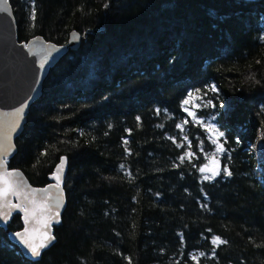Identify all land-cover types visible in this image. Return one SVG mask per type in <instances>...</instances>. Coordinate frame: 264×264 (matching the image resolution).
I'll use <instances>...</instances> for the list:
<instances>
[{"label": "trees", "instance_id": "trees-1", "mask_svg": "<svg viewBox=\"0 0 264 264\" xmlns=\"http://www.w3.org/2000/svg\"><path fill=\"white\" fill-rule=\"evenodd\" d=\"M10 3L19 42L88 37L51 69L8 162L44 187L69 159L57 242L26 259L16 214L0 264H264V0Z\"/></svg>", "mask_w": 264, "mask_h": 264}, {"label": "water", "instance_id": "water-1", "mask_svg": "<svg viewBox=\"0 0 264 264\" xmlns=\"http://www.w3.org/2000/svg\"><path fill=\"white\" fill-rule=\"evenodd\" d=\"M87 37V32L81 33L74 29L69 32L68 42L65 45L49 41L43 36L33 37L27 42H19L17 20L10 0H0V188L3 187V180L7 179L10 190L17 187L21 192L19 196L9 195L8 208L4 207V201L0 199V228L7 231L13 217L16 214L22 216L23 229L9 232L8 238L20 249L24 257L32 262H39L44 252L57 242L54 229L62 223L68 205L66 182L69 159L66 156L62 157L66 158L67 162L63 171L59 173L61 176L59 190L55 187L57 180L54 176L62 158L50 175L49 184L44 187L32 185L22 170L10 168L8 162L18 153L17 139L24 131L31 107L42 97L44 83L51 69L57 66L69 52L78 51ZM17 113L19 115H16ZM215 170L218 171V168ZM5 171L19 175L4 177ZM45 188L48 189L47 198L41 191ZM33 190H35L34 197L29 195ZM33 199L34 205L31 203ZM17 204L28 207L29 222L25 221L23 211L11 207ZM45 208L50 211L45 212ZM57 211L59 216L53 219ZM5 212L9 213L7 220L3 218ZM45 222L49 225L47 231L55 239L41 249L39 257H35L16 233L28 228L29 238L39 242L43 239Z\"/></svg>", "mask_w": 264, "mask_h": 264}, {"label": "snow or ice", "instance_id": "snow-or-ice-1", "mask_svg": "<svg viewBox=\"0 0 264 264\" xmlns=\"http://www.w3.org/2000/svg\"><path fill=\"white\" fill-rule=\"evenodd\" d=\"M33 19H35V15L33 14ZM74 38H75V34H74ZM41 67H43V64H41ZM185 103L187 104L188 101H185ZM16 115H19V113H17ZM209 131H215V129L213 127H209L208 129ZM224 133L223 132H218V136H223ZM213 143H217V140H213ZM6 151V149H5ZM224 151L223 149V145H219L217 147V152H222ZM189 156H191V153L188 154ZM184 157H180L181 162L183 161ZM66 158H62L60 161V164L57 166L56 169V175L54 176V178L57 180V184L55 185V187L59 190L60 188V180H61V176L59 175V173H61L63 171L64 166L66 165ZM218 163V162H216ZM123 168V165L121 166ZM201 172H205V171H211L213 172L214 175H218L219 171L215 170L214 168H210L209 166H205L204 168L200 169ZM4 177H8V176H18V173H8L7 171L4 172ZM129 175H131V173H129ZM227 175H231V172H227ZM212 176H205L204 179L208 180V179H212ZM23 182L21 181V184ZM44 193L45 198H47V194H48V189L45 188L43 190H41ZM9 195H13V196H19L21 195L20 190L17 187H13L11 188V190L9 189V184H8V180L4 179L3 180V187L0 188V199H2L4 201V207L8 208L10 206V202H9ZM29 195H32L34 197L35 195V190L32 191V193H30ZM31 203L34 205L35 201L34 199L31 201ZM11 207H15L20 209L21 211L24 212V219L26 222H29V209L27 206H22V205H11ZM45 212L50 211V209L45 208L44 209ZM59 216V212L57 211L54 216L53 219H55L56 217ZM5 220H7L9 218V213L5 212L4 213V217ZM58 222V221H57ZM43 228L45 229V232L43 233V239L40 240L39 242H36L32 239L29 238V229L25 228L23 232L21 233H16V235L18 237H20V239L23 241V243L28 247V249H30L31 254L35 257H39L41 255V249L47 247V244L49 242H51V240L55 239V237L51 236L50 233L47 231V229L49 228V225L47 222H45L43 224ZM213 244H223L225 243V241L220 240L219 237L215 238L212 241ZM195 259V257H193Z\"/></svg>", "mask_w": 264, "mask_h": 264}, {"label": "rangeland", "instance_id": "rangeland-1", "mask_svg": "<svg viewBox=\"0 0 264 264\" xmlns=\"http://www.w3.org/2000/svg\"><path fill=\"white\" fill-rule=\"evenodd\" d=\"M191 106H193L192 108L196 111L197 109H200L202 106L201 104L198 102L197 100V97L196 96H193L190 100H189ZM210 168H213V167H210Z\"/></svg>", "mask_w": 264, "mask_h": 264}]
</instances>
